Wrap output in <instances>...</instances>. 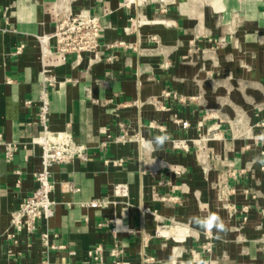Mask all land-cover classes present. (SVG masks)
I'll return each instance as SVG.
<instances>
[{"label": "crops", "instance_id": "0c3cea01", "mask_svg": "<svg viewBox=\"0 0 264 264\" xmlns=\"http://www.w3.org/2000/svg\"><path fill=\"white\" fill-rule=\"evenodd\" d=\"M167 1L0 0V264H115L116 244L125 264H264V0ZM83 9L105 26L100 52L60 54L51 38L43 58L39 38ZM44 68L58 81L49 129L90 158L54 166L55 215L28 234L10 221L37 188ZM121 134L142 141L101 147ZM211 214L225 231L196 223ZM99 246L103 261L88 254Z\"/></svg>", "mask_w": 264, "mask_h": 264}, {"label": "built area", "instance_id": "2783aa9c", "mask_svg": "<svg viewBox=\"0 0 264 264\" xmlns=\"http://www.w3.org/2000/svg\"><path fill=\"white\" fill-rule=\"evenodd\" d=\"M152 2H160L163 4V11L168 4L167 0H128L127 6L135 5L136 7L149 4ZM139 23V21H136ZM105 26L97 15H93L89 10L83 9L79 12H72L58 21L52 36H41L40 42L42 46V56L45 58L51 53L49 41L51 38L55 41L54 49L60 54H74L79 58L83 53L98 54L101 50V36ZM223 43L219 41L218 44ZM24 45L17 49V53H21ZM163 66L168 68L170 62H164ZM57 79L45 68L42 71V91L39 97L40 105L38 107L39 123L43 126L42 132L33 139L32 144L41 148V168L35 173L37 188L33 194L28 197L22 205L11 212L10 226L17 232H26L33 234L38 229V222L41 219L48 220L55 215L56 200L52 198L54 192L53 168L60 164H69L76 160L88 161L90 158L89 149L85 144L76 142L74 134L71 131L54 132L49 129V115L51 107L50 90L57 86ZM166 92L165 95H170ZM28 103H31L30 101ZM182 127L187 128L190 124L185 120H177ZM202 125V122L199 124ZM264 127V121L260 124ZM124 127V126H122ZM210 138L215 136V131H209ZM216 137V136H215ZM131 140L142 141L140 136L128 138L126 135L119 136L108 135L107 139L101 147H105L108 142H126ZM172 148L176 150H188L189 142L185 139H172ZM17 145L11 142L5 143V157L12 160ZM106 160V163H109ZM118 164H122L123 160H116ZM161 183H164L163 181ZM70 191H78L74 184H67ZM115 193L120 196L128 195V188L125 185L117 184L114 186ZM91 206H100L98 201H93ZM245 213L248 212L244 208ZM247 216H244V221ZM116 232V230H114ZM157 235H161L160 232ZM208 240L203 244V249L210 252L213 248V240L208 236ZM43 243L50 245V234L48 232L41 234ZM51 247H59L50 245ZM102 247L89 250L88 254L95 261H103ZM123 249L116 244L110 251L111 256L115 258V264H125L122 255ZM195 257V256H194Z\"/></svg>", "mask_w": 264, "mask_h": 264}, {"label": "clouds", "instance_id": "9594fccd", "mask_svg": "<svg viewBox=\"0 0 264 264\" xmlns=\"http://www.w3.org/2000/svg\"><path fill=\"white\" fill-rule=\"evenodd\" d=\"M164 137H158L157 140L159 143H163ZM261 163H264V161H261ZM196 223L201 227L206 229L207 231H211L213 228L217 229L220 232H223L226 230L225 224L221 220V218L216 214H211L206 219H198Z\"/></svg>", "mask_w": 264, "mask_h": 264}]
</instances>
